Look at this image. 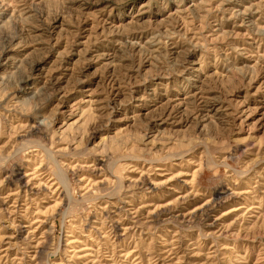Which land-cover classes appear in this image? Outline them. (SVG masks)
I'll use <instances>...</instances> for the list:
<instances>
[{"label": "rangeland", "instance_id": "374dc122", "mask_svg": "<svg viewBox=\"0 0 264 264\" xmlns=\"http://www.w3.org/2000/svg\"><path fill=\"white\" fill-rule=\"evenodd\" d=\"M0 264H264V0H0Z\"/></svg>", "mask_w": 264, "mask_h": 264}, {"label": "bare ground", "instance_id": "6f19581e", "mask_svg": "<svg viewBox=\"0 0 264 264\" xmlns=\"http://www.w3.org/2000/svg\"><path fill=\"white\" fill-rule=\"evenodd\" d=\"M56 190H57V188H56ZM242 207V206H241ZM241 208L240 207H238V208H236V209H233L232 211H237V210H240Z\"/></svg>", "mask_w": 264, "mask_h": 264}]
</instances>
